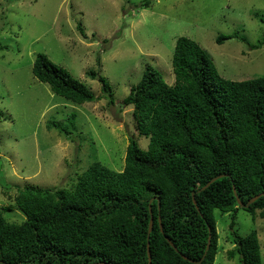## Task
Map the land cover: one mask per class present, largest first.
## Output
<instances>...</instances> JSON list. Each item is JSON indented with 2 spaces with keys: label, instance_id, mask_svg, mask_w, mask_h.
<instances>
[{
  "label": "trees",
  "instance_id": "trees-1",
  "mask_svg": "<svg viewBox=\"0 0 264 264\" xmlns=\"http://www.w3.org/2000/svg\"><path fill=\"white\" fill-rule=\"evenodd\" d=\"M150 4L145 0L143 6ZM232 38L239 37L222 34L216 41ZM172 65L173 85L148 65L123 100L133 106L139 136L149 138L147 150L130 140L123 171L95 161L72 189L20 188L15 204L26 216L21 224L8 222L0 207V264H149L148 243L152 264L215 263V211L231 212L233 229L243 209L237 198L247 204L264 193V76L221 77L209 54L185 36L176 41ZM33 74L74 104L99 99L46 54H37ZM99 81L112 104L109 82ZM75 121L72 114L66 125H52L72 135ZM244 210L264 220V196ZM232 237L230 259L238 255L242 264H263L257 231L240 237L233 230Z\"/></svg>",
  "mask_w": 264,
  "mask_h": 264
},
{
  "label": "rangeland",
  "instance_id": "rangeland-1",
  "mask_svg": "<svg viewBox=\"0 0 264 264\" xmlns=\"http://www.w3.org/2000/svg\"><path fill=\"white\" fill-rule=\"evenodd\" d=\"M0 0V207L10 223L25 214L16 207L20 188L72 189L95 161L123 171L130 140L143 150L133 106L123 100L148 65L169 85L175 83L176 41H196L211 57L221 77L244 81L264 76V0ZM83 30V33L81 30ZM234 35L217 43L219 35ZM252 46H257L253 48ZM84 83L99 99L80 105L54 94L33 74L37 54ZM95 71L94 78L91 73ZM99 77L113 91L105 97ZM76 115L72 135L52 123L67 124ZM4 182V184H3ZM215 211L219 251L214 264H242L230 259L232 232L257 231L264 264V220L240 209Z\"/></svg>",
  "mask_w": 264,
  "mask_h": 264
},
{
  "label": "water",
  "instance_id": "water-1",
  "mask_svg": "<svg viewBox=\"0 0 264 264\" xmlns=\"http://www.w3.org/2000/svg\"><path fill=\"white\" fill-rule=\"evenodd\" d=\"M220 177H222V176H218V177H215L214 179H212L206 186H204L201 190H199V192H201V191H203V190H205V189H207L213 182H215L217 179H219ZM233 190H234V193H235V196H237V191H236V188H235V186L233 187ZM194 195V194H193ZM262 196H264V193H262V194H259V195H257V196H255V197H253L252 199H250L248 202H247V204H244L243 202H241V200L239 199V198H237V200H238V204H239V206L241 207V208H243V209H248L254 202H256L258 199H260ZM194 203L196 204V201H195V199H194ZM154 219H153V217L151 216V220H150V225H149V237H148V239H150V235H151V233H152V230H153V226H154ZM163 231V230H162ZM211 239H212V236L210 235V237H209V241H208V245H207V249H206V252H205V255L203 256V258H202V260L205 258V256H206V254H207V252L209 251V249H210V246H211ZM169 241V240H168ZM171 243V242H170ZM171 245L174 247V249H177L174 245H173V243H171ZM182 256V258L184 259V260H188V258L185 256V255H181ZM148 259H149V264H152V255H151V251H150V243H148ZM0 263H3V262H1L0 261ZM96 264H106V263H96Z\"/></svg>",
  "mask_w": 264,
  "mask_h": 264
}]
</instances>
